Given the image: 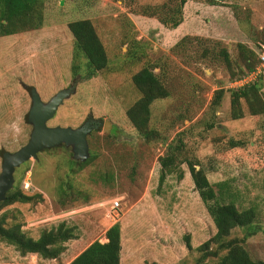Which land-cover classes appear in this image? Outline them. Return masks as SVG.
I'll use <instances>...</instances> for the list:
<instances>
[{
  "label": "rangeland",
  "instance_id": "374dc122",
  "mask_svg": "<svg viewBox=\"0 0 264 264\" xmlns=\"http://www.w3.org/2000/svg\"><path fill=\"white\" fill-rule=\"evenodd\" d=\"M179 1L42 0L40 28L0 36V151H16L28 141L30 86L46 102L78 79L48 126L75 128L90 116L111 123L109 132L100 127L88 134L90 160L81 169L63 145L16 169L13 185L41 200L4 206L0 214L33 238L61 221L75 227L77 238L49 260L22 256L0 240V264H68L94 240L103 241L115 222L120 264H217L215 257L197 263V247L216 229L186 160L203 166L222 202L256 209V233L244 246L253 260L264 261V114L251 115L243 98V117L232 119L230 108L238 77L246 75L247 64L259 65L247 50L258 52L256 42L264 43V0H186L177 26L162 23V16L170 18L167 4ZM77 19L92 22L108 57L107 67L90 79L71 71L67 24ZM143 66L169 91L151 105L149 137L125 114L139 97L131 77ZM260 71L264 92V67ZM174 148V166L160 183L159 158ZM65 180L70 186L63 195L58 188ZM244 233L235 228L230 237Z\"/></svg>",
  "mask_w": 264,
  "mask_h": 264
},
{
  "label": "trees",
  "instance_id": "16d2710c",
  "mask_svg": "<svg viewBox=\"0 0 264 264\" xmlns=\"http://www.w3.org/2000/svg\"><path fill=\"white\" fill-rule=\"evenodd\" d=\"M185 1L180 0L175 7L168 3L167 11L170 18L162 16L161 22L166 24L170 22L172 26H177L181 17V6ZM41 6L42 0H0V36L40 28L42 25ZM154 11L149 13L151 15L156 14ZM67 27L73 37L72 74L82 73L83 78L90 79L108 65L105 47L89 19L70 21ZM256 46L259 50H264V43L256 42ZM247 51L248 57H255L259 63L258 53L253 49ZM220 54H222L226 63L229 64L230 58L227 50L222 48ZM82 59H84V62H82ZM255 68L254 63L251 65L247 64V73L254 71ZM131 79L139 92V97L126 109L125 114L140 135L149 137L150 130L148 126L151 105L157 99L168 97L169 91L160 76L148 66H143L136 71ZM262 88L261 74H258L249 83L235 88L231 92L230 98L231 118L238 119L243 117V112L240 108L241 98L245 100L247 110L251 115L264 114V92ZM221 94L222 89H219L216 99H219ZM233 146H237V144H233ZM56 147L41 151L52 150ZM175 149H171L172 153L159 158L161 167L160 183L165 175L172 171L175 162V155L173 154ZM89 160L87 159L85 162L72 160V163L77 165V169H81ZM186 163L194 189L204 203L216 229L208 240L197 247V250L201 252L197 263L204 261L208 257H215L218 259L217 264H264L262 260H253L244 246L246 238L256 233V209L254 207L240 209L233 201L222 202L207 179L203 166L199 165L197 168L196 165L198 163L191 160H186ZM73 172L75 171L73 170ZM67 186L70 185L66 180L61 182L58 193L65 195ZM34 199L40 201L41 195L37 193L33 195L27 194L18 185H13L6 193L5 199L0 202V209L16 202L30 203ZM235 228L245 230L241 238L230 237L231 232ZM120 232L119 222L113 223L105 231V242L94 240L68 264H120ZM75 238H77L75 227L68 225L65 221L43 230L38 237L33 238L21 229L19 222H9L6 213L0 214V240L14 246L22 256L36 254L42 259H58L66 249L65 243ZM186 247L188 249L191 248L189 241L186 242Z\"/></svg>",
  "mask_w": 264,
  "mask_h": 264
},
{
  "label": "water",
  "instance_id": "95a60500",
  "mask_svg": "<svg viewBox=\"0 0 264 264\" xmlns=\"http://www.w3.org/2000/svg\"><path fill=\"white\" fill-rule=\"evenodd\" d=\"M78 79H74L69 87L57 91L48 101L44 102L36 88L30 86V107L25 115V121L31 125L28 141L16 151L1 149L0 170V202L13 187L14 172L23 163L37 159L38 153L47 148L64 145L70 147L75 160L85 162L89 157L88 134L102 128L109 132L111 123L88 117L80 126H48L47 122L54 117L58 107L76 91Z\"/></svg>",
  "mask_w": 264,
  "mask_h": 264
},
{
  "label": "built area",
  "instance_id": "2783aa9c",
  "mask_svg": "<svg viewBox=\"0 0 264 264\" xmlns=\"http://www.w3.org/2000/svg\"><path fill=\"white\" fill-rule=\"evenodd\" d=\"M259 50V49H258ZM258 57H259V65L255 68L254 71L247 73L245 76H242L241 78H239L235 84H237L238 86H242L244 84L249 83L252 79H254L258 74H260V68L264 67V50L261 51L259 50L258 52ZM113 209H117L119 207V202L118 201H114L112 206Z\"/></svg>",
  "mask_w": 264,
  "mask_h": 264
},
{
  "label": "crops",
  "instance_id": "0c3cea01",
  "mask_svg": "<svg viewBox=\"0 0 264 264\" xmlns=\"http://www.w3.org/2000/svg\"><path fill=\"white\" fill-rule=\"evenodd\" d=\"M105 241H106V238H105V235H104L103 241H101V242H105Z\"/></svg>",
  "mask_w": 264,
  "mask_h": 264
},
{
  "label": "flooded vegetation",
  "instance_id": "af4514ba",
  "mask_svg": "<svg viewBox=\"0 0 264 264\" xmlns=\"http://www.w3.org/2000/svg\"><path fill=\"white\" fill-rule=\"evenodd\" d=\"M86 119H87V118H86ZM86 119H85V120H86ZM100 120H101V119H100ZM101 121H102V120H101ZM100 127H102V126H100Z\"/></svg>",
  "mask_w": 264,
  "mask_h": 264
}]
</instances>
